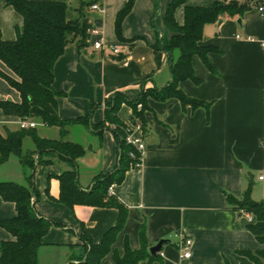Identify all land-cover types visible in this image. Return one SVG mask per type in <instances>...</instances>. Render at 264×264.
<instances>
[{
	"label": "crops",
	"instance_id": "crops-1",
	"mask_svg": "<svg viewBox=\"0 0 264 264\" xmlns=\"http://www.w3.org/2000/svg\"><path fill=\"white\" fill-rule=\"evenodd\" d=\"M61 1L72 4V0ZM171 1L135 0L122 23V41L115 24L127 0H98L102 9L90 10V22L100 29L107 44L120 45L121 53L96 49L89 38L83 48L77 41L70 42L56 61L53 84L62 93L59 116L74 119L90 114L88 122L69 124L63 136L86 149L76 162L78 184L84 190L92 188L99 174L114 171L120 158L114 124L97 126L106 118L108 103L117 93L136 101L144 88H161L172 79L173 58L155 46L160 38L173 34L164 21ZM215 1L225 0H187L186 5L208 6ZM255 1L241 14H223L205 25L202 43L216 50L208 54L209 65L194 56L199 82H180L183 92L203 105H184L176 97L149 100L145 127L135 131L142 134L146 145L142 165L130 167L124 180L109 189L126 207L127 219L104 261L114 264L113 252L122 255L126 240L132 249L141 248L145 240L149 250L164 240L153 259L139 264H255L240 251L264 249L248 228L251 215L228 200L229 195L241 199L252 183V198L264 201V16ZM186 5L175 11L181 25ZM22 26V15L0 0L3 38L15 39ZM0 69L17 78L1 59ZM0 99L22 100L20 92L1 75ZM132 113L133 107L123 102L117 117L132 126ZM23 121L30 120L0 108L1 134L23 128ZM35 122L40 136L61 137L59 127ZM35 148L26 137L24 152ZM43 158L50 161L37 163L33 170L39 195L35 208L54 225L42 239L39 264L74 263L83 255L87 240L101 243L106 231L116 225L119 210L86 204L69 207L60 202L59 176L72 166L57 152L45 151ZM0 181L26 183L18 155L0 164ZM16 214V204L0 196V219ZM15 239L0 226V244ZM186 239L192 240L188 258L183 256Z\"/></svg>",
	"mask_w": 264,
	"mask_h": 264
},
{
	"label": "trees",
	"instance_id": "trees-1",
	"mask_svg": "<svg viewBox=\"0 0 264 264\" xmlns=\"http://www.w3.org/2000/svg\"><path fill=\"white\" fill-rule=\"evenodd\" d=\"M97 2L98 0H77V6L73 7L61 0H5L7 6H12L22 15L23 26L17 28V37L12 40L4 39L0 31V59L17 78L1 69L0 75L20 92L22 100L14 102L0 99V108L25 120H37L49 126H57L60 128L61 137L44 138L35 127H24L7 135L0 133V164L15 154L20 157L26 172L24 184L0 181V196L14 202L17 210L15 217L0 219V226L6 228L16 238L1 242L0 264H39L42 239L54 225V222L38 214L35 208L39 195L34 187L33 170L37 163L50 161L43 158L45 151L59 153L62 160L72 166V169L64 171L59 176L60 202L69 207L86 204L115 207L119 210L116 225L106 231L101 243L95 244L87 240L83 250L85 254L80 256L77 262L70 264H111L104 260L112 252L118 234L124 229L127 215L126 207L109 194V189L113 184L121 183L126 171L135 166L138 160L131 154L136 151L135 147L126 142L127 125L117 117L121 104L128 102L133 107L132 122L139 123L142 128L145 127V111L149 108L151 98L165 100L176 97L184 105L190 104L193 107L203 105V101L188 97L180 88V82L187 79L199 82L194 73V56H200L209 65L208 54L216 50L215 46L202 43L204 27L207 23L217 21L223 14L236 15L245 12L252 7L254 0L215 1L208 6L186 5L187 0L170 2L164 21L173 34L170 38H160L155 46L173 58L172 79L161 88H144L136 101L117 93L108 103L106 118L97 126L101 128L106 124H114V131L120 141V158L114 171L99 174L92 188L84 190L78 184L76 162L85 154L86 149L80 143L64 140L63 136L69 124L88 122L90 114L74 119H62L59 116L58 97L62 93L54 88V66L70 42L77 41L79 48L88 44L89 30L93 27L89 12L92 5ZM260 2L262 0H256L255 4L258 5ZM134 3L135 0H127L117 14L115 31L122 41H125L122 23ZM181 5H186L182 25L175 18V11ZM139 104L142 105L140 109ZM26 137L33 140L36 146L34 150L24 152ZM252 189L253 184L250 183L241 199L229 195L228 200L238 210L253 217L248 228L258 241L264 244V201L253 199ZM240 252L249 256L255 264H264V249ZM155 255L147 248L145 240L139 249H132L126 240L124 253L121 255L119 251L114 250L112 259L114 264H139L143 259H153Z\"/></svg>",
	"mask_w": 264,
	"mask_h": 264
},
{
	"label": "built area",
	"instance_id": "built-area-1",
	"mask_svg": "<svg viewBox=\"0 0 264 264\" xmlns=\"http://www.w3.org/2000/svg\"><path fill=\"white\" fill-rule=\"evenodd\" d=\"M258 10L261 12V14L264 16V0H262V2H260L257 5ZM91 9H95V10H101L102 6L100 5V3H95L92 5ZM89 34L90 37L93 39V46L96 49H109L113 54H120L121 53V48L120 45L118 44H107L104 39L102 38V32L100 31V29L96 26H93L90 28L89 30ZM37 123L35 121H23L22 122V127H34L36 126ZM127 133H126V142L130 145H133L136 149L135 152H132V156L134 158H137V162L135 163L136 167H139L142 165L143 162V158L145 155V149H146V145L145 142L143 140L142 134H136V130H141L142 127L139 123H134V125L132 126H127ZM261 179L263 178V176L260 177ZM250 221L253 219L252 216L249 217ZM191 245H192V240L191 239H186L185 240V244H184V252H183V256L188 258L192 255V251H191Z\"/></svg>",
	"mask_w": 264,
	"mask_h": 264
},
{
	"label": "water",
	"instance_id": "water-1",
	"mask_svg": "<svg viewBox=\"0 0 264 264\" xmlns=\"http://www.w3.org/2000/svg\"><path fill=\"white\" fill-rule=\"evenodd\" d=\"M239 22H240V19H239ZM163 243H164V240H160L158 244L150 248V252L152 254H156L157 252H159L163 246Z\"/></svg>",
	"mask_w": 264,
	"mask_h": 264
},
{
	"label": "rangeland",
	"instance_id": "rangeland-1",
	"mask_svg": "<svg viewBox=\"0 0 264 264\" xmlns=\"http://www.w3.org/2000/svg\"><path fill=\"white\" fill-rule=\"evenodd\" d=\"M71 6H73V7H76L77 6V1L76 0H72V4H70ZM84 250V249H83ZM85 254V253H84ZM83 254V255H84Z\"/></svg>",
	"mask_w": 264,
	"mask_h": 264
}]
</instances>
